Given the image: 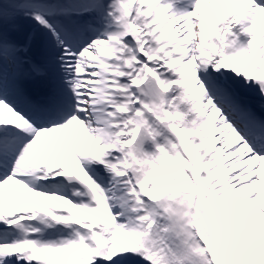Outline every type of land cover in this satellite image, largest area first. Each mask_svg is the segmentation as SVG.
I'll return each mask as SVG.
<instances>
[{
	"label": "snow or ice",
	"instance_id": "1",
	"mask_svg": "<svg viewBox=\"0 0 264 264\" xmlns=\"http://www.w3.org/2000/svg\"><path fill=\"white\" fill-rule=\"evenodd\" d=\"M0 264H264V0H0Z\"/></svg>",
	"mask_w": 264,
	"mask_h": 264
}]
</instances>
